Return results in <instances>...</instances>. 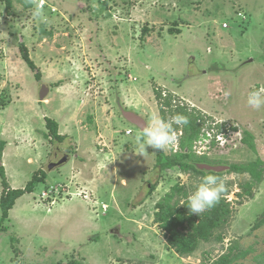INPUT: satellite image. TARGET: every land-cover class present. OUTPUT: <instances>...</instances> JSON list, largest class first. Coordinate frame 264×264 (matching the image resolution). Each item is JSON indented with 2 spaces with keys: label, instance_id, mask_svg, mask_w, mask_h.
<instances>
[{
  "label": "rangeland",
  "instance_id": "obj_1",
  "mask_svg": "<svg viewBox=\"0 0 264 264\" xmlns=\"http://www.w3.org/2000/svg\"><path fill=\"white\" fill-rule=\"evenodd\" d=\"M11 1L0 0V165L9 188L23 189L62 152L78 159L16 199L0 225V264H213L229 247L247 252L231 264L262 263L264 173L246 194L247 171L161 172L157 151L135 153L142 132L121 118L116 100L147 123L194 113L196 155L229 165L264 162V107L247 103L264 89V0H46V22L33 17L34 5ZM41 22L51 36H41ZM40 83L48 87L43 99ZM47 117L65 136L52 149ZM211 124L226 129L224 146L207 148L202 131ZM174 127L169 154L183 131ZM247 132L255 150L242 140ZM208 175L226 182L229 222L214 230L221 240H200L179 254L155 220L156 205L177 182L188 195L179 198L188 200Z\"/></svg>",
  "mask_w": 264,
  "mask_h": 264
},
{
  "label": "trees",
  "instance_id": "obj_2",
  "mask_svg": "<svg viewBox=\"0 0 264 264\" xmlns=\"http://www.w3.org/2000/svg\"><path fill=\"white\" fill-rule=\"evenodd\" d=\"M25 6H31L32 4L25 3ZM104 1V0H103ZM103 5L107 4L103 2ZM12 4L11 0H6V5L10 6ZM41 36L52 35L51 30L45 28V23L41 22L39 24ZM21 56L26 64L30 68H35L33 61L28 55L27 48L23 43H19ZM37 79L40 78L39 73H35ZM169 103L168 101L166 102ZM181 114L187 116L190 120V123L186 126H183V134L180 136L178 142L180 147V152L169 154L165 151H157L156 154V165L160 168L161 172H166L167 169H177L181 172H187L189 170H194L196 173L205 174L203 171L197 170L193 164L191 165L185 159L191 158L190 153H185L183 150L188 149L190 152L193 142L198 138L200 134V127L197 124L196 115L194 113H188L184 110L180 111ZM176 114L178 115V113ZM46 128L55 139L62 140L63 137L58 134V124L54 119L49 117L46 118ZM234 130L236 128H233ZM49 134H44L47 137ZM252 136L247 132L244 137H242L243 142L250 148L254 149V143L251 138ZM4 146V142L0 141V156ZM264 162L259 158L256 160L245 164V165H231L229 171L235 172H244L247 171L252 180L250 179L248 183H245L242 186V189L249 194L251 192L252 184L254 179L256 181L261 180L264 173ZM0 181L3 186V190L0 194V225L3 224L4 220L9 218V211L15 204L17 198L22 196L25 192H31L38 183L44 181V175H33V177L27 182L23 189L19 188H9V185L6 180L5 170L2 165H0ZM252 181V182H250ZM177 193L178 198L173 200L174 194ZM186 189L183 186H180L179 183H175L171 191L166 194L165 198L158 202L156 205L158 207L157 212L155 213V220L159 222L160 227L164 231V235L167 237L168 245L174 249L175 252L179 254H188L192 253L197 247L199 241H209L212 237L221 240L222 235H214V230L225 226L230 219L231 209L230 204L225 200V194H222V197L215 205L208 211L203 212L199 217L190 213L188 208V200L181 201L179 197H187ZM173 201V202H171ZM264 216V214H263ZM3 228L0 226V231ZM247 254L244 250L241 252H233V248L229 247L228 252L224 253L218 257L213 264H231L236 260L244 257ZM261 257V256H260ZM262 263H264V257H262ZM258 262V264H262ZM68 264H83L80 260H71Z\"/></svg>",
  "mask_w": 264,
  "mask_h": 264
},
{
  "label": "clouds",
  "instance_id": "obj_3",
  "mask_svg": "<svg viewBox=\"0 0 264 264\" xmlns=\"http://www.w3.org/2000/svg\"><path fill=\"white\" fill-rule=\"evenodd\" d=\"M25 3L35 6L32 13L34 18L43 19L46 22L43 13V9L48 6V4L45 5L46 0H25ZM16 10L22 11V8ZM230 94L226 93V95ZM247 103L255 110H260L264 107V89L249 93ZM189 123V118L181 114L176 115L171 120H165L159 116H152L151 121L142 127V134L136 137L138 151L135 153L144 156L147 154L148 149H152L153 151L169 150L178 139L174 125L186 126ZM231 130L234 131V129ZM127 131V133L130 132L129 130ZM178 132H180L179 136H181V131ZM202 136L204 141L209 140L208 147L216 143L224 146L227 143V131L226 129H222L221 124L206 125V128L202 131ZM222 140H224L223 143H221ZM225 191L226 182L223 178L216 175L205 176L196 190L188 198L190 213L199 217L203 212L215 207Z\"/></svg>",
  "mask_w": 264,
  "mask_h": 264
},
{
  "label": "flooded vegetation",
  "instance_id": "obj_4",
  "mask_svg": "<svg viewBox=\"0 0 264 264\" xmlns=\"http://www.w3.org/2000/svg\"><path fill=\"white\" fill-rule=\"evenodd\" d=\"M41 86L44 85L42 83H40ZM45 134H49V131L47 129L46 133ZM58 134L59 131H58ZM181 134H183V131H181ZM61 137H63V139L61 141H58V139H55L51 134L47 135L48 137V142L49 144H51V149L52 148H55V146L57 145V143H61L64 139H65V136L64 134H60ZM179 145V144H178ZM57 149L58 146L56 147ZM179 149H173V152L172 153H177V152H180V147L178 146ZM208 149L210 147H207ZM60 151L62 150H59V151H55L53 154V157L54 158H57L59 155H60ZM185 153H190L191 155V158L188 159L186 158L185 160L191 164V162H205V163H210V164H218V163H221L222 161H218V162H213L212 160H209L208 158H206V156H199V155H196L194 153V151L190 150V152H188V149H184L183 150ZM51 153V152H50ZM52 154H49L52 156ZM205 154V152H204ZM203 155V153H202ZM77 154L76 153H71V152H62L61 153V157L57 158V160H53V161H49L46 165V169H40L37 171V175L41 176V175H44V180L46 179L47 175L49 174V172H51L52 170H55L56 168H58L59 166H61L62 164H64V166L66 165V162H68L69 160H75V159H78L77 158ZM75 158V159H74ZM192 165V164H191ZM231 166V165H230ZM44 168V167H43ZM211 173V172H210ZM36 173H34L33 175H35ZM32 175V177H33ZM31 177V178H32Z\"/></svg>",
  "mask_w": 264,
  "mask_h": 264
},
{
  "label": "water",
  "instance_id": "obj_5",
  "mask_svg": "<svg viewBox=\"0 0 264 264\" xmlns=\"http://www.w3.org/2000/svg\"><path fill=\"white\" fill-rule=\"evenodd\" d=\"M48 87L45 85L41 86L40 89V99L45 98L46 93H47ZM117 102V107L119 110V113L121 115V118L128 123L131 126L136 127L139 131L142 132V127L147 124V120L145 117L136 111L128 108H124L122 104L120 103V99L116 100ZM193 166L203 172H214V173H222L229 171L231 169V166L229 164L225 163H218V164H210V163H205V162H191Z\"/></svg>",
  "mask_w": 264,
  "mask_h": 264
},
{
  "label": "built area",
  "instance_id": "obj_6",
  "mask_svg": "<svg viewBox=\"0 0 264 264\" xmlns=\"http://www.w3.org/2000/svg\"><path fill=\"white\" fill-rule=\"evenodd\" d=\"M45 5H47V2H46V4ZM52 9H54V7L52 6ZM128 132V131H127ZM209 135V134H208ZM206 141V140H205ZM209 142V141H208ZM224 142V140H222L221 141V143H223Z\"/></svg>",
  "mask_w": 264,
  "mask_h": 264
}]
</instances>
